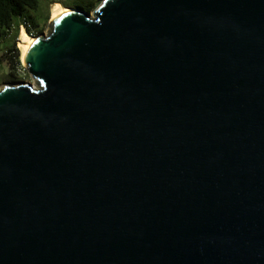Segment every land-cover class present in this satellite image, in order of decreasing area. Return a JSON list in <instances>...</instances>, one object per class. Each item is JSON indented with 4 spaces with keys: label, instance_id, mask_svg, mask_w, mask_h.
I'll return each mask as SVG.
<instances>
[{
    "label": "water",
    "instance_id": "95a60500",
    "mask_svg": "<svg viewBox=\"0 0 264 264\" xmlns=\"http://www.w3.org/2000/svg\"><path fill=\"white\" fill-rule=\"evenodd\" d=\"M33 39L0 264H264V0H103Z\"/></svg>",
    "mask_w": 264,
    "mask_h": 264
},
{
    "label": "rangeland",
    "instance_id": "374dc122",
    "mask_svg": "<svg viewBox=\"0 0 264 264\" xmlns=\"http://www.w3.org/2000/svg\"><path fill=\"white\" fill-rule=\"evenodd\" d=\"M102 1L103 0H39L37 10L27 12L30 17L34 18V22L36 23V27L32 26L34 36L31 37L35 38L38 36H46L48 34L49 28L52 24L51 7L53 4L58 3L64 9H81L92 15ZM16 24H18V22H15V25ZM19 33L20 27L18 29L13 28L8 33V37L4 38L0 43V90L6 86H14L18 84H31L32 86H36L35 81L28 74L20 58V51L17 47ZM11 43H14L19 52L18 66H11L8 61H5L6 51Z\"/></svg>",
    "mask_w": 264,
    "mask_h": 264
},
{
    "label": "trees",
    "instance_id": "16d2710c",
    "mask_svg": "<svg viewBox=\"0 0 264 264\" xmlns=\"http://www.w3.org/2000/svg\"><path fill=\"white\" fill-rule=\"evenodd\" d=\"M38 5L39 0H0V43L8 37V33L13 28L18 29L22 25L25 26L28 36H34L32 26L36 27V23L34 18L30 17L27 12L36 11ZM15 22H18V24L15 25ZM18 56V50L14 43H11L6 51L5 61H8L11 66H18Z\"/></svg>",
    "mask_w": 264,
    "mask_h": 264
},
{
    "label": "bare ground",
    "instance_id": "6f19581e",
    "mask_svg": "<svg viewBox=\"0 0 264 264\" xmlns=\"http://www.w3.org/2000/svg\"><path fill=\"white\" fill-rule=\"evenodd\" d=\"M66 11L67 9H64L58 3L53 4L51 7V21H53L57 16H59L61 13L66 12ZM33 40L34 39L31 36H28L26 34L24 29H20L17 47L20 51L21 61H23L27 51L29 50L31 44L33 43Z\"/></svg>",
    "mask_w": 264,
    "mask_h": 264
},
{
    "label": "built area",
    "instance_id": "2783aa9c",
    "mask_svg": "<svg viewBox=\"0 0 264 264\" xmlns=\"http://www.w3.org/2000/svg\"><path fill=\"white\" fill-rule=\"evenodd\" d=\"M20 29H24V31H25V26L24 25L20 26Z\"/></svg>",
    "mask_w": 264,
    "mask_h": 264
}]
</instances>
